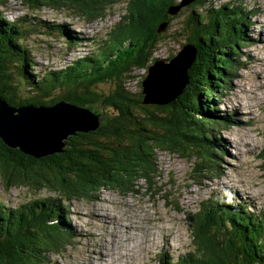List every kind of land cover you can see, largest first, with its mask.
<instances>
[{
	"label": "trees",
	"instance_id": "obj_1",
	"mask_svg": "<svg viewBox=\"0 0 264 264\" xmlns=\"http://www.w3.org/2000/svg\"><path fill=\"white\" fill-rule=\"evenodd\" d=\"M21 1L31 8L75 9L91 21L104 16L118 0ZM212 1L195 0L178 13L169 14L167 9L177 5L176 0H127L126 12L108 32V40L96 42L98 46L95 43L97 55L85 62L42 73L36 71L37 62L31 58L33 55L25 43L24 27L27 26L18 19H2L9 23H0L2 99L14 106L49 105L66 99L83 106L97 104V112L103 106L104 114L96 130L70 135L62 152L43 158L23 154L0 140V177L7 188L24 184L33 190L48 189L61 197L49 195L14 208L0 202V264H46L50 253L63 252L77 235L67 216V201L94 199L106 188L128 192L137 179L150 181L157 174L154 160L158 150L176 153L181 149L177 153L181 156L193 150L210 172H217V154L222 156V153L212 141L217 139L212 131L215 124L226 123V117L216 114L213 103L220 102L228 88L225 75L229 74L230 79L237 76L241 68L237 64L243 62L236 58V50L248 37L242 31L244 24L236 8L229 10L231 3H227L210 10L208 4ZM227 10L233 14L230 24L226 23ZM181 14L184 17L180 34H185V43L192 44L196 50L194 61L187 69V84L169 104L143 102V78L140 76L137 83L140 88L134 94L128 87V79L135 77L130 72L142 68L146 71L155 45L166 38V29L159 31L160 24L167 25ZM40 22L45 24L40 23L42 29L61 32L55 23L47 22L48 26L42 18ZM65 33L71 34V31ZM227 43L230 51L224 50ZM106 79L114 84L110 93L91 88ZM18 83L23 95L19 94ZM59 88L65 92L51 97ZM259 157L264 171V148ZM14 158L18 163L16 169L10 167ZM47 161L52 166L43 171ZM213 203L209 202L202 209L201 218L199 214L192 224V252L181 254L177 259L159 253L158 264H264V251L258 257L249 254L250 247L264 244V230L256 231V224L250 222L255 233L247 240L236 239L234 231L226 226L229 231L221 232L215 209L221 207ZM258 221L263 223L264 219L261 217Z\"/></svg>",
	"mask_w": 264,
	"mask_h": 264
},
{
	"label": "rangeland",
	"instance_id": "obj_2",
	"mask_svg": "<svg viewBox=\"0 0 264 264\" xmlns=\"http://www.w3.org/2000/svg\"><path fill=\"white\" fill-rule=\"evenodd\" d=\"M126 2L119 0L106 10L104 16L89 21L75 9L31 8L21 0H0V16L4 15L0 23L7 25L9 23L5 21L16 18L27 26L24 27L25 43L33 55L31 58L37 62L36 71L42 73L85 62L90 56L97 55L95 43L108 40V32L125 13ZM227 3H231L229 10L236 8L239 20L244 24L242 31L247 33L248 40L236 50V58L243 62L237 76L225 78L228 88L220 102L213 103L218 112L216 114L228 118L227 124L217 123L213 130L217 139L212 141L222 153V156L217 154L216 161L220 164H215L217 172H210L193 150L187 151L186 156L177 154L181 153V149L176 153L158 150L154 160L157 174L150 181L137 179L128 192L106 188L100 190L97 198L67 201V216L77 235L73 244L63 252L50 253L46 264H158V254L163 252L176 259L179 254L192 252L194 217L200 214L198 218H201L202 209L212 201L221 207L215 208L218 214L216 224L221 232L231 228L236 239L247 240L255 233L250 222L256 224V231L264 230V222L258 221V218L264 219V171L259 157L261 148H264V43H261L264 31L257 27L260 24L264 30V0H213L208 5L210 10H214L219 8V4ZM184 6L187 4L181 5ZM229 10L226 11L229 16L227 24L232 23L233 18ZM39 15L45 22L60 26L61 32L42 29L41 22L37 21ZM183 17L184 14H181L167 23L166 38L155 45L153 58L166 59L177 53L185 43V34H180L179 30ZM69 29L76 35L65 33ZM79 30L93 45L84 43ZM82 37L80 49L76 50ZM229 46L227 43L224 50L230 51ZM219 49H222L221 46ZM82 51L87 52L86 56L79 53ZM130 73L135 77H128V87L135 94L140 88L137 83L145 73L143 69H134ZM113 86L106 79L91 88L110 93ZM17 89L23 95L19 83ZM64 92L65 89H56L51 97ZM201 99H204L203 96ZM231 104L235 105V109ZM86 106L94 112L99 107L97 104ZM16 161L15 158L11 160L10 167L18 168ZM48 161L53 162L51 159ZM48 161L43 171L52 166ZM49 195L59 197L58 193L48 189L33 190L24 184L9 185L7 188L0 177V202L5 206L14 208L23 202ZM252 195L255 197L253 200ZM129 221L132 227L126 229L123 223ZM148 240L152 241L151 246ZM238 243L241 244L239 240ZM263 245L249 246L250 256H260L264 251Z\"/></svg>",
	"mask_w": 264,
	"mask_h": 264
},
{
	"label": "water",
	"instance_id": "obj_3",
	"mask_svg": "<svg viewBox=\"0 0 264 264\" xmlns=\"http://www.w3.org/2000/svg\"><path fill=\"white\" fill-rule=\"evenodd\" d=\"M193 1L180 0L177 6L170 5L167 12L176 14L181 5ZM165 28L166 23H161L159 31ZM195 54V47L186 43L169 60H154L142 80L145 100L165 105L176 99L187 83V69ZM103 114V107L100 112H94L66 99L49 105L14 106L0 96V139L10 148L18 147L23 154L42 158L62 152L70 135L96 130Z\"/></svg>",
	"mask_w": 264,
	"mask_h": 264
},
{
	"label": "bare ground",
	"instance_id": "obj_4",
	"mask_svg": "<svg viewBox=\"0 0 264 264\" xmlns=\"http://www.w3.org/2000/svg\"><path fill=\"white\" fill-rule=\"evenodd\" d=\"M41 17H42V16L37 17V21L40 22ZM263 19H264V18H263ZM14 20H16V18H14ZM260 22H261V20H260ZM45 23H47V22H45ZM65 23H66V22H65ZM261 23H262V22H261ZM66 24H69V23H66ZM47 25L49 26V23H47ZM259 25H260V24H259ZM259 25H257V27H258L261 31H264L263 29L260 28ZM63 26H65V25H63ZM69 26H70V25H69ZM69 30H70V29H69ZM70 31H71V30H70ZM71 32H73V31H71ZM76 32H78V31H76ZM79 32L83 35V37H84V43H85L86 45H87V43L90 44V45H91V44L93 45L92 41L89 42V41L87 40V35H85L83 31H80V30H79ZM73 33H75V32H73ZM83 37H82V39H81V41H80V46H81V43H82V41H83ZM25 40H27V39H25ZM262 41H264V34L262 35V39H261V43H264V42H262ZM33 42H34V41H33ZM96 45L98 46L99 44L96 43ZM78 49H80V47H77L76 50H78ZM79 53H82L83 55H84V54H87V52H83V51H82V52H79ZM83 55H81V56H83ZM84 56H85V55H84ZM246 65H247V64H246ZM21 87H22V86H21ZM21 87H20V88H21ZM141 89H142V81H141ZM142 93H143V91H142ZM3 100H4V99H3ZM5 101H7V100H5ZM143 102H150V101H146V100H145V94H144V93H143ZM237 102H238V101H237ZM150 103H151V102H150ZM27 104H28V105H32V104H29V103H27ZM27 104H26V105H27ZM231 105H232L233 109H235V107H234L235 105H234V104H231ZM216 113H218V112H216ZM247 113H248V112H247ZM250 119H251V118H250ZM246 121H247V120H246ZM238 122H239V121H238ZM227 123H228V118L226 117V124H227ZM0 140H1V139H0ZM1 141H2V140H1ZM2 142H3V141H2ZM221 142H222V141H221ZM227 143H229V142L227 141ZM225 144H226V143H225ZM216 145H217V144H216ZM224 147H225V146H224ZM231 147H232V146H231ZM13 149H18V147L13 148ZM221 149L224 150L222 147H221ZM230 150H231V149H230ZM222 152H223V151H222ZM226 162H227V161H226ZM233 164H234V163H233ZM223 186H226V185H223ZM227 187H228V186H227ZM233 187H234V186H233ZM217 188H218V187H217ZM240 192H242V191H240ZM242 193H243V192H242ZM243 194H244V193H243ZM254 198H255V197L252 195V196H251V199L253 200ZM208 199L210 200V199H212V197H208ZM251 199H250V201L252 202ZM209 200H208V201H209ZM213 204H215V203H213ZM253 205H257V204L253 202ZM219 206H220V205H219ZM240 207H241V206H240ZM204 210H205V209H204ZM129 216H130V215H129ZM70 217H71V216H70ZM196 217H197V216H195L194 218H196ZM130 222H131V221H129V222H127V223H123V225H125L124 227H125L126 229L132 227V226H130V225H131ZM168 234H169V235H172L170 232H169ZM75 236H76V235H75ZM75 236H74V237H75ZM147 243H148L149 246H151L152 241L148 240ZM164 244H165V243H164ZM166 244H167V243H166ZM170 251H171V250H170ZM163 253H164V252H163ZM172 255H173V254H172ZM179 255H181V254H179ZM165 256H166V255H165ZM168 258H169V257H168ZM173 259H174V258H173ZM163 260H164V259H163ZM171 263H172V262H171Z\"/></svg>",
	"mask_w": 264,
	"mask_h": 264
},
{
	"label": "clouds",
	"instance_id": "obj_5",
	"mask_svg": "<svg viewBox=\"0 0 264 264\" xmlns=\"http://www.w3.org/2000/svg\"><path fill=\"white\" fill-rule=\"evenodd\" d=\"M118 1H119V0H118ZM118 1H116V2H118ZM179 1H180V0H179ZM116 2H115V3H116ZM126 3H127V2H126ZM125 8H126V5H125ZM125 12H126V9H125ZM123 14H125V13H123ZM175 54H176V53H175ZM172 56H173V55H171L170 58H171ZM170 58H169V56H168L165 60H169ZM156 59H160V58H156ZM156 59L152 57V58L148 61V64H147V67H146V71H145V68H142V69L144 70V73H145L144 76H143V78L145 77V75H146V73H147V68H148V66L151 65V64L154 62V60H156ZM161 59H163V58H161ZM229 77H230V76H229ZM186 84H187V83H186ZM184 87H185V86H184ZM183 89H184V88H183ZM182 91H183V90H182ZM181 93H182V92H181ZM181 93H180V94H181ZM178 96H179V95H178ZM178 96H177V97H178ZM176 99H177V98H176ZM173 101H174V100H173ZM168 104H169V103H168ZM23 105H24V104H23ZM152 105H156V104H152ZM165 105H166V104H165ZM224 117H226V116L224 115ZM223 124H226V123H223ZM215 125H216V124H215ZM214 127H215V126H214ZM213 130H214V128H213ZM212 132H213V131H212ZM213 133H214V132H213ZM214 135H215V134H214ZM183 254H184V253H183ZM176 259H177V258H176Z\"/></svg>",
	"mask_w": 264,
	"mask_h": 264
}]
</instances>
